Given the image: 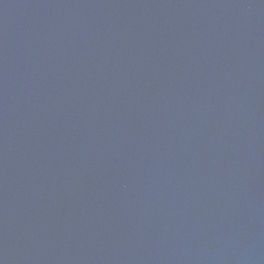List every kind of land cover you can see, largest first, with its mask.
<instances>
[{"label":"water","instance_id":"water-1","mask_svg":"<svg viewBox=\"0 0 264 264\" xmlns=\"http://www.w3.org/2000/svg\"><path fill=\"white\" fill-rule=\"evenodd\" d=\"M0 264H264V0H0Z\"/></svg>","mask_w":264,"mask_h":264}]
</instances>
